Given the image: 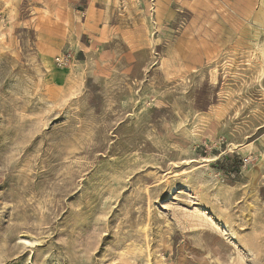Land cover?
<instances>
[{"label": "rangeland", "instance_id": "1", "mask_svg": "<svg viewBox=\"0 0 264 264\" xmlns=\"http://www.w3.org/2000/svg\"><path fill=\"white\" fill-rule=\"evenodd\" d=\"M0 264H264V0H0Z\"/></svg>", "mask_w": 264, "mask_h": 264}, {"label": "built area", "instance_id": "2", "mask_svg": "<svg viewBox=\"0 0 264 264\" xmlns=\"http://www.w3.org/2000/svg\"><path fill=\"white\" fill-rule=\"evenodd\" d=\"M56 62H57L58 64H62V62H63V58H62V57L57 58V59H56Z\"/></svg>", "mask_w": 264, "mask_h": 264}, {"label": "crops", "instance_id": "3", "mask_svg": "<svg viewBox=\"0 0 264 264\" xmlns=\"http://www.w3.org/2000/svg\"><path fill=\"white\" fill-rule=\"evenodd\" d=\"M234 1H237V2H238V1H240V0H234ZM243 1H245V0H243ZM251 1H255V0H251Z\"/></svg>", "mask_w": 264, "mask_h": 264}]
</instances>
